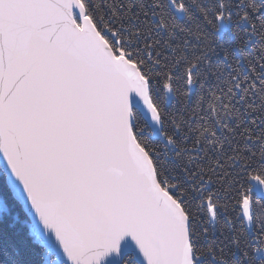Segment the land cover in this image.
<instances>
[{
	"label": "snow or ice",
	"instance_id": "6c2138e0",
	"mask_svg": "<svg viewBox=\"0 0 264 264\" xmlns=\"http://www.w3.org/2000/svg\"><path fill=\"white\" fill-rule=\"evenodd\" d=\"M0 264H264V0H0Z\"/></svg>",
	"mask_w": 264,
	"mask_h": 264
},
{
	"label": "trees",
	"instance_id": "16d2710c",
	"mask_svg": "<svg viewBox=\"0 0 264 264\" xmlns=\"http://www.w3.org/2000/svg\"><path fill=\"white\" fill-rule=\"evenodd\" d=\"M210 39L215 41V43L213 44V47H222L228 50L229 52H231L234 46V41L232 37L230 36V33H225L222 41L218 40L215 37H210Z\"/></svg>",
	"mask_w": 264,
	"mask_h": 264
}]
</instances>
